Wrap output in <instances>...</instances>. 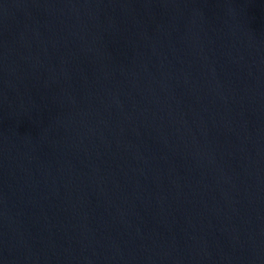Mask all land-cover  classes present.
Here are the masks:
<instances>
[{
    "label": "water",
    "instance_id": "95a60500",
    "mask_svg": "<svg viewBox=\"0 0 264 264\" xmlns=\"http://www.w3.org/2000/svg\"><path fill=\"white\" fill-rule=\"evenodd\" d=\"M0 264H264V0H0Z\"/></svg>",
    "mask_w": 264,
    "mask_h": 264
}]
</instances>
